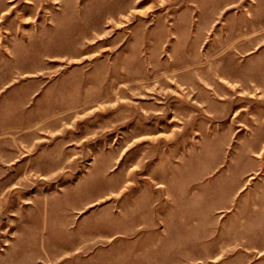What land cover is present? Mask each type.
Segmentation results:
<instances>
[{
    "label": "rangeland",
    "instance_id": "374dc122",
    "mask_svg": "<svg viewBox=\"0 0 264 264\" xmlns=\"http://www.w3.org/2000/svg\"><path fill=\"white\" fill-rule=\"evenodd\" d=\"M0 264H264V0H0Z\"/></svg>",
    "mask_w": 264,
    "mask_h": 264
}]
</instances>
